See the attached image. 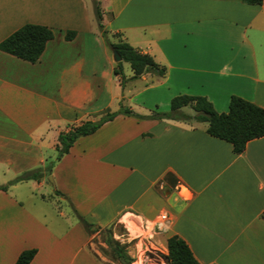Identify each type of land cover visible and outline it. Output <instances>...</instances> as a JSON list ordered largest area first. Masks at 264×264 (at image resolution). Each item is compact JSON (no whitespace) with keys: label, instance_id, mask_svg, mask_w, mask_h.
I'll return each mask as SVG.
<instances>
[{"label":"crops","instance_id":"obj_1","mask_svg":"<svg viewBox=\"0 0 264 264\" xmlns=\"http://www.w3.org/2000/svg\"><path fill=\"white\" fill-rule=\"evenodd\" d=\"M97 1L110 41L151 55L164 77L122 88L94 0H0V44L27 24L55 35L36 63L0 50V264L33 249L31 264H108L80 218L158 238L167 255L179 236L199 264H264V137L235 154L206 123L119 115L57 160L61 133L121 103L141 116L169 112L181 95L205 97L218 113L233 96L264 108V0ZM45 186L75 217L46 207ZM162 213L167 232L155 228Z\"/></svg>","mask_w":264,"mask_h":264},{"label":"trees","instance_id":"obj_2","mask_svg":"<svg viewBox=\"0 0 264 264\" xmlns=\"http://www.w3.org/2000/svg\"><path fill=\"white\" fill-rule=\"evenodd\" d=\"M244 2L251 5H261L263 0H244ZM94 13L102 36L112 49L119 53L122 61L130 64L134 72L132 80H138L146 74H153L161 78L166 75L167 69L158 64L151 55L140 52L123 40L117 43L110 41L108 32L105 31L103 26V12L97 0L94 1ZM76 36V32L69 31L66 34V40L72 41ZM115 36L121 37L120 35ZM54 37V32L46 26L27 24L5 39L0 44V50L24 61L36 63ZM120 63L117 64L114 72L116 76L121 77L122 85H124L125 76ZM187 107L192 110V113L184 110ZM119 115L135 116L139 119L206 123L208 125L207 133L232 144L235 154H242L250 141L264 137V108L243 98L233 96L229 111L227 113H218L214 109L213 104L205 97L181 95L171 101V109L167 113L155 112L151 116H141L121 103V108L118 112L107 113L99 121H87L80 125L72 126L68 132H63L59 136V145L57 146L59 155L57 160L68 154L78 139L94 134L103 125L114 120ZM34 177L38 178L39 174L37 172L32 173L31 178ZM57 193L60 194L59 192ZM80 221L88 234L92 235L94 226L82 218H80ZM110 245L112 244L110 243ZM167 249V264H199L189 245L179 236H172L168 239ZM36 254L37 250L35 249L25 251L15 264H31Z\"/></svg>","mask_w":264,"mask_h":264},{"label":"rangeland","instance_id":"obj_3","mask_svg":"<svg viewBox=\"0 0 264 264\" xmlns=\"http://www.w3.org/2000/svg\"><path fill=\"white\" fill-rule=\"evenodd\" d=\"M95 1V0H94ZM101 7V4H100ZM94 8V3H93ZM102 9V7H101ZM120 67L125 76L124 85L122 88L131 87L133 83L132 78L127 77V73L131 74L130 64L126 61L120 63ZM188 111L192 113V110L188 108ZM58 151V150H57ZM51 164L48 165V168ZM49 172L45 171L41 175L43 178H47ZM173 182L172 178L168 179ZM51 188L45 186L41 191H38V197L46 201L47 208H53L56 213H69V216L75 217L72 211L69 201L55 192H52ZM49 205V206H48ZM94 230V244L95 250L98 253V258L108 264H167V254L164 253V249L158 238L156 241H141V239H132V236L127 232L126 228L121 224H114L105 229L95 227ZM113 233V234H112ZM112 234V236H111ZM139 235V234H136ZM132 239V240H130ZM141 241V242H140ZM145 242L148 244H145ZM110 243L112 245H110ZM116 243V244H115ZM119 243V244H118ZM154 243V244H153ZM118 244V245H117ZM139 244V246H138ZM116 247V249H115Z\"/></svg>","mask_w":264,"mask_h":264},{"label":"built area","instance_id":"obj_4","mask_svg":"<svg viewBox=\"0 0 264 264\" xmlns=\"http://www.w3.org/2000/svg\"><path fill=\"white\" fill-rule=\"evenodd\" d=\"M155 228L159 232H167L171 228V221L166 213H162L155 223Z\"/></svg>","mask_w":264,"mask_h":264},{"label":"water","instance_id":"obj_5","mask_svg":"<svg viewBox=\"0 0 264 264\" xmlns=\"http://www.w3.org/2000/svg\"><path fill=\"white\" fill-rule=\"evenodd\" d=\"M113 56H114L115 62L117 63L122 62V57L119 55V53L116 50L113 51ZM47 184H51L55 186L54 179L52 176L48 178Z\"/></svg>","mask_w":264,"mask_h":264}]
</instances>
